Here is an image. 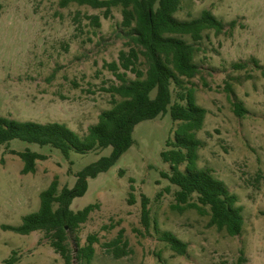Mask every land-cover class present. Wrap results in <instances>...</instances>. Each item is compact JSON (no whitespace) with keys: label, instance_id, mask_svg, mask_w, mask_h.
<instances>
[{"label":"rangeland","instance_id":"374dc122","mask_svg":"<svg viewBox=\"0 0 264 264\" xmlns=\"http://www.w3.org/2000/svg\"><path fill=\"white\" fill-rule=\"evenodd\" d=\"M205 10L225 24V33L208 31L194 43L201 74L184 80V86L195 90L196 103L207 111L197 133L199 167L211 170L238 197L243 232L230 237L211 227L208 216L173 209L178 188L161 176L171 172L161 154L169 150L166 143L174 140L178 126L168 114L138 125L133 147L107 173L90 179L86 195L73 202L75 212L96 206L88 222L69 234L75 251L76 238L81 247L89 236L99 239L91 264H264V76L249 64L255 59L264 68V0H182L175 17L189 21ZM93 17H100L101 27L92 24ZM122 21L121 8L105 19L104 10L64 6V0H0V117L59 123L84 137L100 114L113 107L107 91L121 85L105 66L128 50ZM184 40L193 44L189 37ZM236 64L248 66L236 70ZM135 79L127 74L128 81ZM172 91L175 102L180 90L173 86ZM234 103L247 111L244 117L235 115ZM11 151L34 152L47 160L37 162L34 174L23 175L24 163ZM111 152H71L66 158L49 146L18 140L0 147V264L12 257L16 264H65L45 233L20 236L2 226H20L23 217L39 210V196L54 180L59 191L73 189L79 172ZM144 197L150 201L148 231L141 217ZM120 230L132 254L115 260L103 244ZM158 232L187 244V254L174 253Z\"/></svg>","mask_w":264,"mask_h":264},{"label":"trees","instance_id":"16d2710c","mask_svg":"<svg viewBox=\"0 0 264 264\" xmlns=\"http://www.w3.org/2000/svg\"><path fill=\"white\" fill-rule=\"evenodd\" d=\"M70 4L104 10L105 19L111 17L113 9L121 8L128 50L120 51L118 62L105 66L121 82L120 86H112L107 91L114 99L113 107L100 114L97 124L91 126L84 137L59 123L38 124L0 117V147H9L11 142L18 140L40 147L49 146L59 150L66 158L71 152L85 155L108 148L112 152L109 157H103L79 172L73 189L64 187L59 191L58 180H54L40 194L37 212L23 217L20 226H2V230L20 236L43 232L65 264H74L75 260L91 264L99 239L89 236L87 245L81 247L76 238L75 251L69 244V234L77 232L88 222L96 206L75 212L71 209L73 202L86 195L90 179L107 173L133 147V134L138 125L170 114L178 126L174 131V140L169 139L166 143L169 150L161 154L164 163L170 165L171 172L161 176L178 188L173 209L179 212L195 210L199 215L210 218L211 227L226 232L230 237L240 236L244 217L242 208L237 206L238 197L211 170L199 167L202 143L197 133L204 127L207 111L196 103L195 90L184 86V80L190 81L201 74L194 62L198 52L195 44L201 42L208 31L218 36L224 34L225 24L207 10L196 19L177 20L175 16L181 9L182 0H64V6ZM90 20L95 27H101L100 17ZM236 25L232 22L230 29L234 30ZM186 37L193 44L184 40ZM249 64L262 71L264 76V68L258 61L251 59ZM142 65L146 67L145 71L140 68ZM247 66L236 64L233 68L244 70ZM128 73L136 79L128 81ZM173 86L180 90L175 102ZM227 91L232 92L229 87ZM116 97L121 101L115 100ZM234 113L242 118L247 111L242 105L234 103ZM11 153L18 155L24 163L23 175L34 174L37 162L47 160L46 156L30 151ZM149 204V199L144 197L141 217L147 231L151 223ZM158 234L160 241L174 253L179 256L187 254L188 245L175 235L169 232ZM103 247L115 260L132 254L124 230H120L117 238L103 244ZM16 263L17 260L12 257L4 264Z\"/></svg>","mask_w":264,"mask_h":264}]
</instances>
